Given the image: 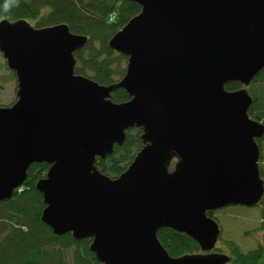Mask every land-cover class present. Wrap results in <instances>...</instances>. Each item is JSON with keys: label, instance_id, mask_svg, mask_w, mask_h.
Here are the masks:
<instances>
[{"label": "water", "instance_id": "obj_1", "mask_svg": "<svg viewBox=\"0 0 264 264\" xmlns=\"http://www.w3.org/2000/svg\"><path fill=\"white\" fill-rule=\"evenodd\" d=\"M129 1L142 12L109 43L128 58L125 78L109 87L75 74L87 37L65 24L0 21V53L19 86L16 103L0 107V202L34 164H47L36 185L43 223L58 237L92 239L101 264H228L210 254L221 227L209 212L264 197V125L249 116L247 90L226 89L264 70V0ZM119 89L129 102L112 100ZM134 128L145 148L113 180L97 160ZM161 229L188 235L205 254L170 257Z\"/></svg>", "mask_w": 264, "mask_h": 264}, {"label": "trees", "instance_id": "obj_2", "mask_svg": "<svg viewBox=\"0 0 264 264\" xmlns=\"http://www.w3.org/2000/svg\"><path fill=\"white\" fill-rule=\"evenodd\" d=\"M6 3L7 0H0V21L26 20L36 29L65 24L71 33L88 38L87 45L75 54L76 75L105 87L119 84L125 78L128 58L112 50L109 43L142 12L138 3L129 0H14L5 10ZM3 68L10 72V78H2L5 82L17 80L7 63L0 64V71ZM226 89L247 90L253 99L249 116L264 125V70L250 86L230 83ZM112 100L123 104L131 97L119 89ZM142 135V129L128 130L123 146H116L108 159L97 160L98 171L113 180L120 178L145 147ZM257 143L261 154L260 175L264 180V137ZM49 169L47 164H34L24 186L10 201L0 202V264H101L91 249L92 239L77 241L71 234L58 237L43 223L46 205L36 185ZM258 207L261 209L259 230L264 232V197ZM209 216L214 218V213L209 212ZM157 235L172 258L203 254L199 244L186 234L161 229ZM227 247L228 264H264V246L243 252L235 241H228ZM215 252L222 253L221 249Z\"/></svg>", "mask_w": 264, "mask_h": 264}, {"label": "rangeland", "instance_id": "obj_3", "mask_svg": "<svg viewBox=\"0 0 264 264\" xmlns=\"http://www.w3.org/2000/svg\"><path fill=\"white\" fill-rule=\"evenodd\" d=\"M13 23V22H11ZM0 64H6L3 55L0 53ZM10 78V72L5 68L0 71V107H12L18 97L19 86L17 80L5 82L3 77ZM6 79V78H5ZM170 172L176 169L179 162L174 159ZM214 218L219 221L222 227L221 238L217 247L222 253H214L230 256L227 247L228 241H235L243 252L264 246V232L259 230L261 223V209L259 207L246 208L241 206L226 208L214 213ZM212 254V253H210ZM200 255V254H199ZM198 255V256H199ZM201 255H204L201 254Z\"/></svg>", "mask_w": 264, "mask_h": 264}, {"label": "flooded vegetation", "instance_id": "obj_4", "mask_svg": "<svg viewBox=\"0 0 264 264\" xmlns=\"http://www.w3.org/2000/svg\"><path fill=\"white\" fill-rule=\"evenodd\" d=\"M134 129H135V128H134ZM144 148H145V147H144ZM144 148H143V149H144ZM174 159H178V160H179V158H178L176 155L173 156L172 161H171V164H170V166H169V170H170V171H172V170H171V166H172L173 162L176 161V160H174Z\"/></svg>", "mask_w": 264, "mask_h": 264}, {"label": "clouds", "instance_id": "obj_5", "mask_svg": "<svg viewBox=\"0 0 264 264\" xmlns=\"http://www.w3.org/2000/svg\"><path fill=\"white\" fill-rule=\"evenodd\" d=\"M13 2H14V0H7L5 10H7L8 6H10Z\"/></svg>", "mask_w": 264, "mask_h": 264}]
</instances>
